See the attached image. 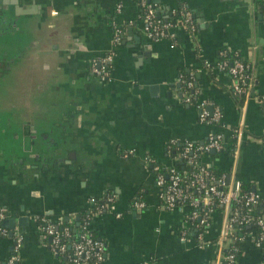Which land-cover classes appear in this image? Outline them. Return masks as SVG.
I'll list each match as a JSON object with an SVG mask.
<instances>
[{"label": "crops", "instance_id": "1", "mask_svg": "<svg viewBox=\"0 0 264 264\" xmlns=\"http://www.w3.org/2000/svg\"><path fill=\"white\" fill-rule=\"evenodd\" d=\"M159 15L188 11L194 30L169 38L143 32L137 0H0V264H61L41 238L39 217L78 219L91 197L110 204L88 228L104 246L100 264H214L223 217L202 232L186 226L187 206L166 208L154 165L176 166L170 140L202 143L210 132L224 142L243 127L236 160L205 153L201 161L229 173L264 198V15L258 0H149ZM264 2V0H259ZM120 28L114 40L112 24ZM222 49L250 66L248 96L238 104L233 79L214 65ZM111 55L109 75L91 72ZM191 73L195 102L180 90ZM21 70V71H20ZM15 73L12 76V73ZM27 74L26 78L21 75ZM221 122L199 120V103ZM131 150L130 156L123 153ZM177 167V166H176ZM142 201L140 209L131 199ZM16 235L22 238L14 251ZM225 238V236H224ZM262 247L246 239L235 264H260Z\"/></svg>", "mask_w": 264, "mask_h": 264}, {"label": "built area", "instance_id": "2", "mask_svg": "<svg viewBox=\"0 0 264 264\" xmlns=\"http://www.w3.org/2000/svg\"><path fill=\"white\" fill-rule=\"evenodd\" d=\"M138 4L143 7L144 14L141 18L143 23V32L148 38H174L173 30L177 27L183 28V26L173 25L171 22L161 21L155 17V10L148 0H137ZM183 23L190 31L194 30V24L192 22V17L188 11H181ZM119 30L115 29L114 40H118ZM223 55V52H220ZM111 55H106L102 59L93 61L91 64V72L106 78L109 75L110 70ZM206 65H210L206 63ZM215 69L223 70L226 69L227 72L236 80L233 84L234 94H246L248 96L250 83L246 80V76L243 71L247 65H244L238 60H234L230 66H228L225 60L216 61ZM185 101L189 102L190 98L187 97ZM259 102L264 106V94L260 96ZM199 120L205 124L217 125L221 122V113L217 108L210 110L205 103H199ZM233 137L235 139V147L233 151V159L236 160L238 156L239 145L244 137V130L242 126L236 128L233 132ZM182 150L180 155L186 158L188 163L194 162L195 154L197 152H208L210 150H220L225 146V142L222 136L216 132H210L207 137V141L201 144L194 145L190 141H185L182 144ZM187 152H193V156H187ZM131 150L126 151L124 156L132 154ZM157 166H154V170H157ZM167 172L165 177L162 173L155 171L156 184L160 188V200L164 207L174 208L187 206L191 212L187 217L190 219L196 218L198 223L196 227L203 224L204 218L197 212L199 211L202 215H205V207L216 199L221 204V215L223 217L222 230L216 239V243L220 250H222L226 245L224 242V236L226 235L227 229L230 227L229 224L232 222L243 223L246 222L248 216L253 214V206L258 200H262L264 203V198H260L255 192L242 193L241 192V181L238 179L236 170L233 167L229 173H222L218 177H215L205 168L200 167L198 171L180 173L176 166L166 168ZM166 178V179H165ZM97 198L91 197L89 199L92 206L96 209L102 207L97 202ZM111 198H107V201ZM233 202H241L249 208L246 211V215H241L240 212L231 210V205ZM135 208L140 209L144 206L142 201L136 200L133 203ZM99 210V209H98ZM98 211H96L97 213ZM232 214V216H231ZM6 217V210L0 208V236L4 237L8 234V231L2 226L1 221ZM247 217V218H246ZM84 228H87L84 227ZM39 229L41 231V238L43 239L46 235L51 237V242L48 244L50 251L53 254H61L64 252L66 243L63 241V237L68 235V229L65 227L63 230L58 231L55 229L54 221L46 217H41L39 219ZM231 229V227H230ZM257 229V231H255ZM200 245L206 244L207 242L202 239V231L197 235ZM245 239L251 240L256 245L262 247L263 253L261 256V263L264 264V218H256L253 226L248 231ZM22 238L20 235H16L14 239V251L16 252L20 246ZM74 258L73 262L75 264H100L103 259L104 246L102 241L98 239H93L87 233H83L80 236L78 242L72 243ZM236 249L233 252L227 254L224 258L223 264H235L237 255H235ZM222 254V252H221ZM16 260L15 254L10 256L7 264H14ZM222 255L220 261L214 264H221ZM142 264H148L145 261Z\"/></svg>", "mask_w": 264, "mask_h": 264}, {"label": "trees", "instance_id": "3", "mask_svg": "<svg viewBox=\"0 0 264 264\" xmlns=\"http://www.w3.org/2000/svg\"><path fill=\"white\" fill-rule=\"evenodd\" d=\"M149 3H151L148 0ZM139 5V4H138ZM257 5L259 7V9L262 11V14L264 15V2L262 1H257ZM155 10V7H154ZM181 10V9H180ZM180 10H176L175 13H169L168 15H159L157 13V11L155 10V17L160 19L161 21H166V22H171L173 25H177V26H183V29L186 32H191L187 26H185V24L182 22V15H181V11ZM139 12H140V18H142L143 14H144V9L142 6L139 5ZM193 22V19H192ZM120 28L117 24L113 23L112 24V30L113 32H115V29ZM151 39H155V38H151ZM176 38H172L171 41L175 42ZM223 52V55H220V52ZM225 60L228 64V66H230V64L234 61V60H238L240 62H242L244 65H247L246 68L244 69L243 73L246 76V80L250 83L251 85V77H250V66L247 62H245V60L238 55L237 53L231 52L229 50H225L222 49L218 52V57H217V61H223ZM203 66L206 68V70L209 72L210 76H213V71H216L215 66L210 64V65H206V63H202ZM219 72H224L226 74H228L230 76V74L227 72L226 69L223 70H218ZM181 78H180V90L186 94H191L190 95V101L191 103L195 102V98L192 97L193 96V86L192 84H190L191 82L193 83V79L191 76V73L187 72L186 70L181 69L180 73ZM232 78V76H230ZM233 79V84L236 83V80L234 81ZM233 84L231 86V94L234 97V99L237 101L238 104H242L243 101L245 100V98L247 97L246 94L242 93V94H234L233 93ZM261 96V95H260ZM259 96V98H260ZM263 110H264V106L261 105ZM263 142H264V136L262 138ZM207 139L204 141L206 142ZM202 142V143H204ZM194 145L197 144H201V143H195L192 142ZM183 144V143H182ZM182 144H178L177 142H175V140H170L169 144H168V154L171 157L175 158V165L177 166V169L179 170L180 173L187 172V174H190L191 172H196L198 171V169L200 167L205 168V170H208L211 174H213L215 177H218L219 175H221L222 173H224L222 170L216 168V167H212V166H207L205 163H203L201 161V157L203 154H205V152H197L194 158V162L192 163H188L186 158L182 157L180 155L181 150H182ZM234 147H235V139L234 137L231 138L228 142L225 143V146L222 147V149L217 150L215 152V155H220L221 153H227L229 155H233V151H234ZM212 150L206 152L209 153ZM125 153H123L124 155ZM131 154L127 155L130 156ZM193 156V152H187V156ZM155 166V165H154ZM157 166V165H156ZM157 170H154V172H160L164 175L167 172V169L164 167H160L157 166ZM166 179V178H165ZM241 192L242 193H249V192H254L253 190L250 189L249 186L245 185L244 183L241 182ZM98 200V204L102 205V207L100 206V208L96 209L95 206H92L89 209H86L84 211L80 212L79 218L78 219H73L72 221L68 220L65 216H61L60 218H56L54 219V224H55V229L58 231L63 230L65 227H67L68 229V235L63 237V241L66 243V247L63 253L61 254H56V256H58V258L61 260V264H75L73 262V258H74V252H73V247H72V243L74 242H78L80 240V236L85 232L87 233V235H89L91 238L93 239H97L96 236L93 234V232L91 231V229L84 228L86 226H88V224L90 223V220L92 218V215H94L96 213V211L101 212L103 211V209L106 208L107 204H110L111 200L107 201L106 196L103 197H96ZM136 199V198H135ZM134 198L131 199V204H133L136 200ZM249 208V206L244 205L241 202H233L231 205V210H235L237 209L238 212H240L241 215H246V211ZM204 211L206 212L205 215H202V213L199 211V209L197 210V212L202 216V218H204V223L201 224V226L196 227V223H198V220L196 218L194 219H190V217H187L185 220V225L186 226H195L198 229V232L202 231L204 232L212 223L213 217L214 215H219L221 214V204L216 200L213 199V202L209 205H207L204 209ZM191 210L188 208L187 214L189 216ZM253 214H250L248 216V219L246 222L243 223H235L232 222L229 224L230 227L227 229L225 238H224V242H225V247L222 249V260H221V264H223L224 258L227 254L233 252V249H236L235 251V255L238 256V254L240 253V250L242 248V244L244 243V241L246 240L245 237L247 235V230L249 231L251 229V227L253 226L256 218L260 217V218H264V203L262 200H258L257 203L253 206ZM232 216V214H231ZM42 216L39 217V219ZM44 217L50 219V216L44 215ZM247 218V217H246ZM257 231V229L255 230ZM43 241L48 245L51 242V237L46 235L43 238ZM148 264H152L151 261L147 260L145 261Z\"/></svg>", "mask_w": 264, "mask_h": 264}, {"label": "rangeland", "instance_id": "4", "mask_svg": "<svg viewBox=\"0 0 264 264\" xmlns=\"http://www.w3.org/2000/svg\"><path fill=\"white\" fill-rule=\"evenodd\" d=\"M20 71H21V70H20ZM15 73H16V72L12 73V76H14ZM21 75L23 76V78H26V77H27V74H25V73H23V72H22ZM4 78H5V79H4L3 81L0 80V82L2 83V85L4 84L5 81H7L6 79L9 78V74L4 75ZM7 82H8V81H7ZM4 91H5V87H4V86H1V87H0V94H2L1 96L4 95Z\"/></svg>", "mask_w": 264, "mask_h": 264}, {"label": "water", "instance_id": "5", "mask_svg": "<svg viewBox=\"0 0 264 264\" xmlns=\"http://www.w3.org/2000/svg\"><path fill=\"white\" fill-rule=\"evenodd\" d=\"M211 152L213 153L214 150H212ZM12 234H13V227L11 226L8 235L12 236Z\"/></svg>", "mask_w": 264, "mask_h": 264}]
</instances>
